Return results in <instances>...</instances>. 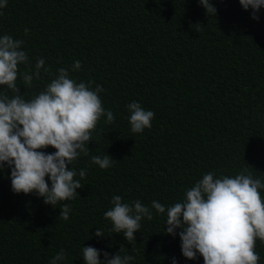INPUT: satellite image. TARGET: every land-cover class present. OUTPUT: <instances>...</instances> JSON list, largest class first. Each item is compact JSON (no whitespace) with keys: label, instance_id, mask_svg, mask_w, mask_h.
I'll return each mask as SVG.
<instances>
[{"label":"trees","instance_id":"obj_1","mask_svg":"<svg viewBox=\"0 0 264 264\" xmlns=\"http://www.w3.org/2000/svg\"><path fill=\"white\" fill-rule=\"evenodd\" d=\"M211 2L216 16L199 0H8L0 9V36L22 40L28 56L17 79L26 99L79 60L72 77L102 86L114 115L111 124L101 117L90 155L72 165L87 169L76 177L84 187L75 199L53 208L35 193H13L10 170L0 172V264H50L61 250L59 264H83L88 246L110 256L123 246L130 264H203L181 255L178 235H166L165 217L154 210L132 242L111 233L104 213L117 195L171 206L209 172L234 177L247 165L264 182V9L253 20L239 0ZM38 58L52 75L41 70L29 87L22 74L34 72ZM0 94L13 95L6 86ZM133 101L154 112L151 128L138 134L128 123ZM105 154L116 161L110 168L91 163ZM64 203L68 220L59 218ZM97 229L106 236L95 237ZM255 252L264 264L259 239Z\"/></svg>","mask_w":264,"mask_h":264},{"label":"clouds","instance_id":"obj_2","mask_svg":"<svg viewBox=\"0 0 264 264\" xmlns=\"http://www.w3.org/2000/svg\"><path fill=\"white\" fill-rule=\"evenodd\" d=\"M7 2L0 0V9L7 7ZM199 4L206 15L216 16L211 0H199ZM239 4L245 11L251 9L253 20L264 9V0H239ZM22 45V40L9 34L0 36V86H6L13 94H0V172L5 168L10 170L8 178L13 193H35L45 205L55 208L63 201L75 199L77 189L84 187L80 179L86 176L87 169L77 171L72 165L82 155H90L88 144L101 117L111 124L114 115L103 106L102 86L96 85L93 89L91 82H77L72 77V72L81 69L79 60L70 68H58L42 91L26 99L17 86L18 66L29 62ZM41 70L52 75L45 67V60L38 58L35 71L22 74L24 84L30 87L33 79L40 78ZM127 111L132 133L151 128L153 111L135 101L127 105ZM49 147L55 151L47 153L45 149ZM90 160L100 169L116 163L107 154L91 155ZM250 168L246 165L234 177L216 178L213 172L204 174L180 202L167 207L157 200L146 206L140 200L128 203L118 195L113 196L104 218L111 222L112 234H122L127 242H132L141 221L151 220L154 210L165 217L166 235H178L181 255L186 260L200 257L203 264H258L256 241L264 242V198L259 190L264 189V182L254 178L248 171ZM70 212V205L61 204L59 218L68 220ZM93 235L106 236L101 229ZM124 252L121 246L110 256L88 246L82 248L81 255L83 264H130L134 257L122 255ZM64 260L65 253L61 250L50 264ZM172 264H176L175 258Z\"/></svg>","mask_w":264,"mask_h":264}]
</instances>
